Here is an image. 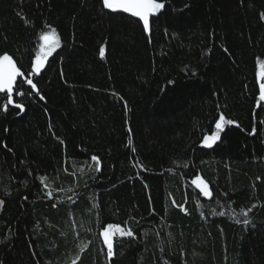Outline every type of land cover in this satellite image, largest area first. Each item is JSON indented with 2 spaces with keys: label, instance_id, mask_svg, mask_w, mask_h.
<instances>
[{
  "label": "trees",
  "instance_id": "obj_1",
  "mask_svg": "<svg viewBox=\"0 0 264 264\" xmlns=\"http://www.w3.org/2000/svg\"><path fill=\"white\" fill-rule=\"evenodd\" d=\"M3 54L0 264H264V0H165L150 33L103 0H0ZM108 225L134 232L111 257Z\"/></svg>",
  "mask_w": 264,
  "mask_h": 264
},
{
  "label": "snow or ice",
  "instance_id": "obj_2",
  "mask_svg": "<svg viewBox=\"0 0 264 264\" xmlns=\"http://www.w3.org/2000/svg\"><path fill=\"white\" fill-rule=\"evenodd\" d=\"M103 7L105 9L111 10L112 12L122 11L123 13H128L133 17H137L140 21L143 22V28L145 32L150 33V17L158 15L160 11L165 8V0H103ZM40 40L43 41V43L40 45V51L37 53L35 63L31 67V72L28 74L29 77L33 73H35L36 75L40 74L48 57L52 55V53L60 44L59 39L55 35V29H52L51 34H42L40 36ZM100 51L101 55H103L104 50L101 49ZM0 65H3L5 67L3 75H0V93H6V103L3 105V110L8 111V105H12L15 108L20 109V111L22 112L24 111V106L23 104L14 101L13 92L17 77L24 76V73L20 70V68L17 67L12 57L8 54H3L2 56H0ZM194 74L195 73H193V75ZM25 82L30 85L33 90H36L37 94L39 95L37 85L33 82V79L26 77ZM16 95L23 96L24 92L17 89ZM40 99L43 100L44 97L41 95ZM261 99L264 100V84L261 85ZM233 123L236 122L227 120L225 116L221 114L215 124V128L217 130L216 134L212 136H205L202 145L208 148H212L216 141L220 139L219 133L224 130V124ZM237 126L239 125L237 124ZM255 131V128H253L250 134L255 135ZM61 143H63V141H61ZM92 160L96 161L97 165L99 164V159L97 157L93 156ZM193 183H195L196 186L200 188L205 197H211L212 193L208 187V184L204 180L198 177L197 180ZM68 191H72V189H68ZM48 195L49 197H51L52 192H49ZM3 203V201H0V206H2ZM220 215H224V213H220ZM243 215L246 216L247 212L243 213ZM245 223L247 224L248 221H245ZM115 232H121L122 235H127L129 237L134 236V232L132 230L122 232L119 226L108 225L102 234L107 246V254L109 257L113 255V243L111 234Z\"/></svg>",
  "mask_w": 264,
  "mask_h": 264
},
{
  "label": "rangeland",
  "instance_id": "obj_3",
  "mask_svg": "<svg viewBox=\"0 0 264 264\" xmlns=\"http://www.w3.org/2000/svg\"><path fill=\"white\" fill-rule=\"evenodd\" d=\"M4 71H5V67L3 65H0V75H3Z\"/></svg>",
  "mask_w": 264,
  "mask_h": 264
}]
</instances>
